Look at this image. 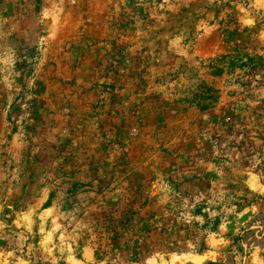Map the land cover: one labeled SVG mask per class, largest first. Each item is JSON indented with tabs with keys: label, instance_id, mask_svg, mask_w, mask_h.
<instances>
[{
	"label": "rangeland",
	"instance_id": "1",
	"mask_svg": "<svg viewBox=\"0 0 264 264\" xmlns=\"http://www.w3.org/2000/svg\"><path fill=\"white\" fill-rule=\"evenodd\" d=\"M0 264H264V0H0Z\"/></svg>",
	"mask_w": 264,
	"mask_h": 264
}]
</instances>
